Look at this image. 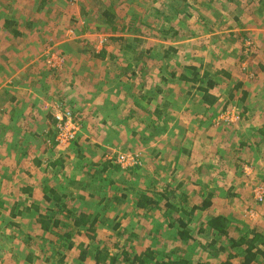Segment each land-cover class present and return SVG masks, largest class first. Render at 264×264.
Wrapping results in <instances>:
<instances>
[{
    "label": "rangeland",
    "instance_id": "obj_1",
    "mask_svg": "<svg viewBox=\"0 0 264 264\" xmlns=\"http://www.w3.org/2000/svg\"><path fill=\"white\" fill-rule=\"evenodd\" d=\"M70 4L88 20L65 41H76L83 51H64L67 64L63 70L65 61L59 54L50 55L49 69L38 64V54L25 57L35 67V91L41 95L31 96L41 108L30 131L15 130L24 121L19 118L21 111H11L14 115L10 117L9 105L0 106V264H95L96 246L73 228L68 210L57 206V196L71 211L99 215L98 230L110 251H131L123 264H137L132 261L134 256L144 257L148 250L157 260L146 264H159L167 255L190 264H223L232 249L224 237L213 233L210 220L226 216L233 230L246 227L243 233H264V200L259 196V189H264V0H78ZM113 6L117 18L111 26L102 10ZM219 9L224 11V19L218 20ZM3 17H8L5 12L0 13ZM230 34L239 35L231 37L236 43L229 42ZM119 37L127 39L131 61L137 59L133 51L176 45L171 46L175 50L168 53L167 60L157 54L152 59L149 54V66L144 69L145 77L153 73L158 78L155 68L160 65V75L169 77L172 85L161 83L158 88L166 94L170 89L174 99L164 107L157 92L159 100L143 102L144 128L136 120L128 126L97 117L96 132L89 133L91 125L84 127L86 121L75 116L80 124L78 146H69L71 142L59 146L53 117L72 107L70 97L76 88L79 92L84 89V73L91 74L90 80L101 78L103 82L100 71L106 63L98 60L96 52L111 45L119 47ZM223 47L228 50L222 51ZM118 55L110 59L117 75L114 62L119 60L114 58ZM1 56L0 98L10 95V76L22 78L30 71L10 75V55ZM127 56L120 57L121 61L128 63ZM77 65L83 70H77ZM189 66H195L199 76L194 77V68L188 70ZM183 73L191 79L181 81ZM236 82L242 87L231 100L230 89ZM113 85L100 87L98 92L106 93L105 98L96 104L93 114L110 113L109 105L120 98V88ZM202 87H209L219 97L212 107L202 103ZM145 90L147 97L153 92L149 87ZM156 103L167 116L151 118L150 106ZM14 109L24 110V102L15 103ZM123 125L126 127L121 128ZM57 127L58 122L56 131ZM103 136L110 140L102 142ZM122 155L134 157L138 163L124 168L119 163ZM142 195L160 204L152 212L140 209ZM164 196L186 207L189 213L181 211L180 216L188 223L191 240L179 238L177 226L170 221L174 211L165 207ZM208 196L211 206L203 209ZM40 214H61L67 222L61 221L54 233H47L38 222ZM85 253L87 258L82 260ZM242 260L237 257L232 263L242 264ZM255 264H264V259Z\"/></svg>",
    "mask_w": 264,
    "mask_h": 264
},
{
    "label": "crops",
    "instance_id": "obj_2",
    "mask_svg": "<svg viewBox=\"0 0 264 264\" xmlns=\"http://www.w3.org/2000/svg\"><path fill=\"white\" fill-rule=\"evenodd\" d=\"M93 1L95 2L96 0ZM70 5L71 4L69 0H0V13L5 12V15L8 16L6 18L5 17L0 18V60H2L3 58L1 55H8V56L10 55V75L16 74V71L17 72L19 71L18 74H20V76H23L24 73L27 72L26 70H28V68L30 69L28 74H26L22 78L21 77L16 78L15 75L10 76V85H11L10 95L0 98L1 107L5 105H9L6 106V108L10 107V112L15 111L14 114L16 113L19 114L18 111H21L19 118H23L24 121L20 123L21 128L19 129L17 128L15 130H18L23 133L29 132L32 127V124L34 123L33 119H35L38 116V113L40 112V108H41V106L38 105V102L35 99H33V97H31L34 96V98L37 97L40 98L39 96H41L38 95L37 92L35 91L37 87L35 83V79L38 78V77L37 78L34 77V71H32V69L35 67L32 66L31 61L25 59V57L33 54H38L39 56L37 60L40 59V62L37 61L39 62L38 64L41 66H45L46 68L49 69L48 58L50 57V55L54 54L57 56L59 54L64 58L65 61L64 65H62L63 68L61 69L63 70L67 64L66 59L63 56L64 51L68 52L75 50L76 54L83 51L80 50L79 44L76 41H70L71 39L70 40L67 39L65 41V37L67 38L70 32L74 31L77 33L78 32L77 28L79 27L80 23H84V20L86 23V21L88 20V17H86L85 15L77 14V11L74 8H72ZM77 10L78 12L80 11V9ZM219 11H221L222 14L224 12L221 9H219ZM259 11H261V8L259 9ZM123 32L125 33V31ZM238 36H239L238 34L235 35L230 34L229 42L233 44L236 43V40L231 39V37L237 38ZM221 38L224 37H219L218 39ZM72 40H74V38ZM119 41L122 43L119 47L111 45L108 47H104L103 49H98V52H96V54L99 55L98 60L102 59L101 62L105 61L106 63L105 67L100 71L101 72L100 77L103 78V82L100 81L101 78L97 80L95 79L90 80L91 74L84 73L83 75L84 77L81 79V83L84 85L83 87L84 89L79 92V88L78 89L76 88L77 91L73 94V96L70 97V100H73L71 103L72 107L70 109H67V111L69 110L73 112V114L77 118L81 117L83 121L85 120L86 125L83 123L84 127L87 125H91L92 128L91 130H89V133L96 132V130L93 129L96 127L97 123H99L97 117L106 119L108 123H118V122H120L119 124L127 123L128 126H130L131 121L136 120L140 122V125L142 126L141 128H144L147 123L146 121L145 123H143V119L146 117L147 114L144 112L146 111V109L143 108V102L151 103L153 101L155 102L156 100H159L158 96H155L157 92L159 93L161 101L162 100L164 101V105H163L164 107L169 106V101H172V99H174L170 89L168 90V94H166V90L163 91V89L158 88V84L161 85V83H167L172 85V81L169 79V77H162L160 75L159 68L162 67L159 65V67L155 68L156 73L158 74V78H156V76L153 73H151L150 77H145L146 75L145 70H147L149 66V63H146V57L149 54L151 55L152 59H153L152 54H157L164 61L165 60L164 57L167 60V57L169 55L168 53L171 50L172 51L175 50L171 46H176V45L172 44L170 46L164 47L163 49L162 46H158V47L149 46V47H145L141 51H133L132 52L133 54H137V56H135V58L137 59L136 61H131L132 59H130L127 56V54L129 53L128 49L131 48L129 45H127L126 42L127 39L123 37H119ZM207 43L211 44V42H207ZM225 50H228V48L225 49L223 47L222 51ZM116 53L119 54L118 58L116 56L114 58L115 60L117 59L119 60L118 63L114 62L119 71L118 75L112 72L113 67L115 65L110 62L112 55L113 54L115 55ZM122 56L124 57L127 56L130 63L121 61L120 57ZM260 56L262 55H259L258 58H260ZM144 59L145 62L143 63L142 61H144ZM161 63L166 67V65L162 61ZM5 65L6 68L8 69L9 64H5ZM241 65H243V68L245 69L246 64L244 65L242 63ZM78 66L81 67V65H77L76 67L78 68L77 70H83V67L79 68ZM192 68L195 69L196 67L193 66L191 67V69ZM261 68L264 69V59H263V66ZM87 69L90 70V67H87ZM79 76H81V73ZM188 79L191 78L188 77ZM72 82L70 83L71 85L74 84ZM95 82H100L102 84L100 83L92 84ZM238 83L240 82H236L234 87ZM113 84H117L118 87L120 88L121 91L117 89L120 93V98L119 99L112 98V100L113 99L114 100L109 105L110 113L107 112L106 115H100L99 113L94 112L93 114L92 110H94L97 107L96 104H98L99 101L102 100L104 101L106 94V93L98 92V90L100 89V87L106 89V85L114 86ZM139 86H141L140 91H138V93H135V89L138 88ZM147 87L153 90V92L149 97L144 95L147 94V90H145ZM231 90L232 89H230V91ZM110 93L111 92H108V95ZM80 97L82 99L81 105L77 104V99H79ZM20 102H24L25 109L24 110L14 109L15 103H20ZM203 102L204 101L202 100V103ZM163 106H159V103L150 106L151 118H159L164 115L167 116L165 113H162L164 110ZM99 108L101 109V107ZM14 114L11 112L10 117ZM11 120L12 119L10 118V121ZM56 123L57 120L55 117H53L52 128H54L53 132L57 137L58 131H56L55 128ZM150 124H151L150 127L155 128V125H152V123ZM11 126L12 125L10 123V130H11ZM120 127L122 128L126 126L123 125ZM100 130L101 129H99V131ZM100 132L104 133L105 131L101 130ZM79 137H81V135L78 136L73 142H71L69 146L73 144L74 146H78V142H80ZM101 140L103 142L104 140H110V139L109 136L108 137L103 136ZM116 167H118V169L120 170H123L118 165ZM12 180L13 179L10 178V181ZM209 196L206 200L210 198ZM143 210H147V209H143ZM153 210H148V211L152 212ZM84 212H88V211H84ZM72 226L75 229L73 224ZM1 243L2 242L0 241V244ZM1 251L2 250H0V255H1ZM1 257L3 258V260H8L9 258L7 257V255H2Z\"/></svg>",
    "mask_w": 264,
    "mask_h": 264
},
{
    "label": "trees",
    "instance_id": "obj_3",
    "mask_svg": "<svg viewBox=\"0 0 264 264\" xmlns=\"http://www.w3.org/2000/svg\"><path fill=\"white\" fill-rule=\"evenodd\" d=\"M116 7L113 6L111 8H103L102 10V16L105 19V22L107 21L109 25H115V20L117 13L115 11ZM221 17L224 16L222 13H220L217 18L218 20H221ZM111 25V26H112ZM189 68L188 70H190ZM195 71V69H193ZM199 76L198 73L195 71L194 77ZM181 80L189 81L188 76L186 73H183V75L180 77ZM242 84L238 83L229 93L231 100L234 99L236 91L241 89ZM203 92V101L206 105L209 107H212L217 103L219 100V97L216 95H212L209 91V87H202L200 89ZM247 98V94L244 95L243 100ZM49 198V197H48ZM47 198V199H48ZM57 206L59 208H64V210H68V220L72 221L75 229L80 232L83 236L89 239V241L93 244V246H96V251L94 254V260L95 264H123L124 262L129 261V258L131 254L126 251V249H122L123 251L121 253H112L107 247V245L104 243L103 239L101 238V234L98 230V220L99 215H94L92 213L88 212H77V211H71L67 209L66 205H61L60 197H54ZM53 198V199H54ZM166 198L165 207L169 210L174 211V218H170V221L174 226H177V231L179 238L182 240H191L192 235L189 230L188 223L185 218L180 216L181 211L188 214L189 212L185 211L186 207H179L178 205H175L171 203L170 196L163 197ZM49 200V199H48ZM205 202H207L205 204ZM204 202L203 209L209 208L211 206L210 199L206 200ZM160 203L157 201H154L150 197L146 195H142L138 202V207L140 209H147V210H153L156 206L158 207ZM57 214V213H56ZM55 214V215H56ZM51 216V215H39V223L41 224V227L44 231L47 233H54L55 229L59 228L60 222L62 221L63 224H66L67 221H65L64 218H61L62 215L59 214L57 216ZM209 226L212 229L213 233L216 235H219L221 237H224L226 242L230 245V248L232 251L230 254H228V259L223 264H233L232 260H234L237 257H241L243 260L242 264H255L258 259L263 258L264 259V233L259 230H251L248 233H243L247 230V228H239L238 229H231V222L229 221L228 217L226 216H217L210 220ZM245 229V230H244ZM255 229V228H254ZM241 232L243 234H240L238 236H235V232ZM69 233H67V237H69ZM116 246H119L116 244ZM73 247V244H70V248ZM120 247V246H119ZM87 252V251H86ZM86 253L84 256H82V260H85L87 258ZM147 260H152L155 262L157 260V256L150 250H148L144 257L143 255L140 256H134L133 262L137 264H146ZM159 264H190L186 260L177 259L173 260L170 256L167 255V257L163 256L161 257V260H158ZM155 264V263H154Z\"/></svg>",
    "mask_w": 264,
    "mask_h": 264
},
{
    "label": "built area",
    "instance_id": "obj_4",
    "mask_svg": "<svg viewBox=\"0 0 264 264\" xmlns=\"http://www.w3.org/2000/svg\"><path fill=\"white\" fill-rule=\"evenodd\" d=\"M78 0H70V2L75 3ZM61 111V110H60ZM55 118L58 122V139L57 142L59 146H63L65 144H69L72 142L80 128V124L78 123V119L75 117L73 112L71 111H65V112H58L55 115ZM119 163L125 168V167H132L138 163L136 158L134 157H127V156H120ZM259 196L260 200H264V189H259Z\"/></svg>",
    "mask_w": 264,
    "mask_h": 264
}]
</instances>
